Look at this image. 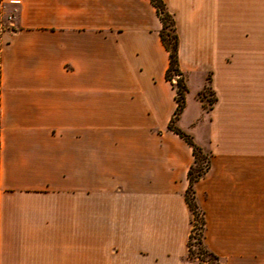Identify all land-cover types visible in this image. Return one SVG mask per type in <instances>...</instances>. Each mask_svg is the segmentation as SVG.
<instances>
[{
  "label": "crops",
  "instance_id": "0c3cea01",
  "mask_svg": "<svg viewBox=\"0 0 264 264\" xmlns=\"http://www.w3.org/2000/svg\"><path fill=\"white\" fill-rule=\"evenodd\" d=\"M163 2L204 246L264 264V0ZM160 28L150 0H0V264H202Z\"/></svg>",
  "mask_w": 264,
  "mask_h": 264
},
{
  "label": "trees",
  "instance_id": "16d2710c",
  "mask_svg": "<svg viewBox=\"0 0 264 264\" xmlns=\"http://www.w3.org/2000/svg\"><path fill=\"white\" fill-rule=\"evenodd\" d=\"M150 2L152 6L155 8L156 14L161 23V28L159 30L160 40L164 45V47L166 48V50L168 51V67L165 72V78L166 80L171 82L173 75L179 76V78L176 80V84L173 85L175 89L176 108L173 117L168 125V128L186 141V143L191 147L192 155H193V163L188 168L186 175L188 186L184 193L185 202L192 213V227L187 244L188 256L189 257L192 256L196 258L200 263L206 264L203 259H201L198 255H193V252L191 251L190 241L193 238L194 228H196L194 217L198 214L200 215L201 233H200V238H198L197 240L199 244L203 245L204 249L206 250V254L209 255L211 259L217 261L216 264H223L219 261V258L216 255L208 251L204 246L203 243L204 217L202 210L198 207L195 201V192H194L195 183L199 179H201L209 169L211 155L210 153L204 154L202 152V149L194 142L193 138L190 135L182 132L180 129L176 128L175 126H172L174 120L180 114V112H182L184 108L185 93L187 90L186 85L184 83L183 74L180 71L178 65L179 39L174 24V18L173 15L166 9L163 0H150ZM166 28H169L170 32H166Z\"/></svg>",
  "mask_w": 264,
  "mask_h": 264
},
{
  "label": "rangeland",
  "instance_id": "374dc122",
  "mask_svg": "<svg viewBox=\"0 0 264 264\" xmlns=\"http://www.w3.org/2000/svg\"><path fill=\"white\" fill-rule=\"evenodd\" d=\"M166 32H170L169 28H166ZM257 51L258 49H253V51ZM248 51H252L251 48L250 49H247V52ZM263 53H264V48H263ZM179 78V76H176V75H173L172 76V79H174L175 81ZM176 84V83H175ZM173 83V85H175ZM202 97H205L207 98L208 100H211L212 98L210 97L209 95V92L207 90H205L203 93H202ZM196 114V109L194 107V105H191L189 110H188V115L191 117V116H194ZM174 126V123L173 125ZM202 152L204 154H207L208 152H206L205 150H202ZM194 221H195V224H196V228H194V232H193V238L191 239L190 241V244H191V251L193 252V255H198L201 259H203L205 261L206 264H216L217 261L211 259L209 257V255L206 254V250L204 249L203 245L202 244H199L198 242V238H200V233H201V227H200V215H196L194 217ZM192 259H196L194 257H190ZM220 261V259H219ZM221 262V261H220ZM222 263V262H221Z\"/></svg>",
  "mask_w": 264,
  "mask_h": 264
},
{
  "label": "built area",
  "instance_id": "2783aa9c",
  "mask_svg": "<svg viewBox=\"0 0 264 264\" xmlns=\"http://www.w3.org/2000/svg\"><path fill=\"white\" fill-rule=\"evenodd\" d=\"M171 82H172V84H173V83H174V84L176 83V81H175L174 79H172Z\"/></svg>",
  "mask_w": 264,
  "mask_h": 264
}]
</instances>
